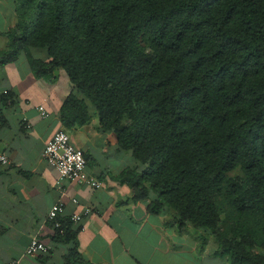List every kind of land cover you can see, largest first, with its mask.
<instances>
[{"label": "trees", "instance_id": "obj_1", "mask_svg": "<svg viewBox=\"0 0 264 264\" xmlns=\"http://www.w3.org/2000/svg\"><path fill=\"white\" fill-rule=\"evenodd\" d=\"M14 3L0 66L23 54L50 83L63 69V126L94 115L131 152L116 178L133 202L209 232L232 264H264V0ZM67 221L53 240L87 264Z\"/></svg>", "mask_w": 264, "mask_h": 264}, {"label": "crops", "instance_id": "obj_2", "mask_svg": "<svg viewBox=\"0 0 264 264\" xmlns=\"http://www.w3.org/2000/svg\"><path fill=\"white\" fill-rule=\"evenodd\" d=\"M16 21L15 5L0 4V50L8 46L3 33ZM57 76L53 83L38 79L23 54L15 62L0 66V150L10 160L6 165L0 163V264L14 260L17 264H68L66 256L73 243L53 240L56 228L46 222L60 193L54 187L58 172L46 161L43 151L59 130H68L72 143L83 150L86 175L103 183L94 188L64 182L63 220L91 208L81 223H71L74 242L85 263L232 264L209 232L189 224L180 228L169 210L150 213L149 199L131 200L132 188L116 178L135 165L131 152L119 151L116 136L101 129L94 115L82 127L63 126L61 106L70 92V80L63 69ZM7 91L14 95L11 103H4ZM39 106L50 113L48 118L41 116ZM90 112L94 114L92 108ZM36 235L52 245V250L27 255L26 249Z\"/></svg>", "mask_w": 264, "mask_h": 264}, {"label": "built area", "instance_id": "obj_3", "mask_svg": "<svg viewBox=\"0 0 264 264\" xmlns=\"http://www.w3.org/2000/svg\"><path fill=\"white\" fill-rule=\"evenodd\" d=\"M6 93V92H5ZM38 110L42 117L48 118L50 113L44 106H39ZM31 127V125H27ZM43 156L46 161L58 172V178L54 187L59 191L60 195L56 202L52 205L47 221H54L55 228H61V223L58 219L63 218L66 214V201L64 196L66 190L64 187L65 181L78 182L80 184L86 183L94 188L102 187L103 183L96 177H89L86 175L87 159L82 149L76 147L72 141L69 133L65 130H59L45 145ZM0 163L3 165L9 164V157L0 150ZM74 203H78L77 199H73ZM91 213V208L86 207L83 212L75 213L71 216V221L74 224H79L83 219ZM46 221V222H47ZM52 246L44 243L36 235L34 236L27 249V255H37L38 253L48 252ZM18 261H10L4 264H17Z\"/></svg>", "mask_w": 264, "mask_h": 264}, {"label": "rangeland", "instance_id": "obj_4", "mask_svg": "<svg viewBox=\"0 0 264 264\" xmlns=\"http://www.w3.org/2000/svg\"><path fill=\"white\" fill-rule=\"evenodd\" d=\"M2 3H11V4H13V5H15V3H14V0H0V4H2ZM67 133H70L68 130H67ZM174 218V217H173ZM190 225V224H189ZM192 226V225H191ZM193 227V226H192ZM194 229H197V228H195V227H193ZM261 251H263L264 252V250L263 249H261Z\"/></svg>", "mask_w": 264, "mask_h": 264}]
</instances>
